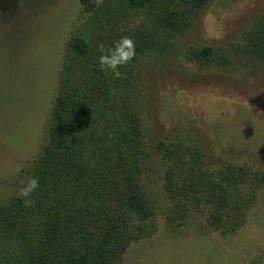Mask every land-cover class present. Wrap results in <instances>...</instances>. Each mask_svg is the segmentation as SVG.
<instances>
[{
  "label": "rangeland",
  "instance_id": "374dc122",
  "mask_svg": "<svg viewBox=\"0 0 264 264\" xmlns=\"http://www.w3.org/2000/svg\"><path fill=\"white\" fill-rule=\"evenodd\" d=\"M163 1L0 0V207L24 198L56 94H98L95 134L126 107L141 119L140 192L155 224L105 264H264V58L247 36L264 30V0L182 7L167 39L151 6ZM147 32L156 48L119 65L116 88L99 57ZM205 46L229 53L186 55Z\"/></svg>",
  "mask_w": 264,
  "mask_h": 264
},
{
  "label": "trees",
  "instance_id": "16d2710c",
  "mask_svg": "<svg viewBox=\"0 0 264 264\" xmlns=\"http://www.w3.org/2000/svg\"><path fill=\"white\" fill-rule=\"evenodd\" d=\"M206 1L178 0L171 7V0L151 4L159 9L154 11L160 14L156 29H163L164 39L173 37L182 7L192 4L197 10ZM127 2L134 5L140 0ZM263 35L264 30L259 35L247 33L252 38L249 45L257 41L262 58ZM133 43L132 60L145 47L157 46L149 32ZM228 53L211 46L186 51L203 63L220 62ZM122 78V72L115 77L111 73L116 88ZM95 88L100 90L96 84ZM86 96L69 90L56 94L47 141L31 173L39 186L30 194V203L17 198L0 207V264H105L119 258L130 242L154 232L152 212L139 184L145 154L141 119L126 107L112 132L95 134L96 116L105 119V108L98 104V94Z\"/></svg>",
  "mask_w": 264,
  "mask_h": 264
},
{
  "label": "clouds",
  "instance_id": "9594fccd",
  "mask_svg": "<svg viewBox=\"0 0 264 264\" xmlns=\"http://www.w3.org/2000/svg\"><path fill=\"white\" fill-rule=\"evenodd\" d=\"M135 55V46L133 41L128 37H122L113 48L109 50L108 55H101L99 57V63L102 69H110L113 75L118 76L120 73L117 71L119 65L125 64L131 60ZM39 186L38 180L35 177H31L27 180V183L19 189L20 196L26 198L25 202L30 203V194Z\"/></svg>",
  "mask_w": 264,
  "mask_h": 264
}]
</instances>
